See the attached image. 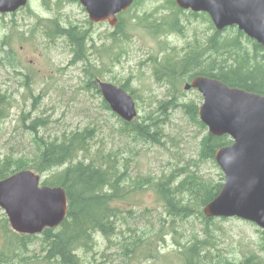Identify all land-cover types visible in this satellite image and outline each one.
Wrapping results in <instances>:
<instances>
[{
  "label": "rangeland",
  "instance_id": "1",
  "mask_svg": "<svg viewBox=\"0 0 264 264\" xmlns=\"http://www.w3.org/2000/svg\"><path fill=\"white\" fill-rule=\"evenodd\" d=\"M174 1L141 0L123 15L122 33L107 23H92L77 0H28L15 14H0V88L10 104L8 117L0 122V161L29 164L36 156V138L60 140L90 130L94 136L88 142L90 155L81 154L79 159L103 156L124 175V195L115 202L123 212L116 231L108 238L95 235L88 253L79 250L84 264H180V246L193 236L202 239L204 222L197 215L174 219L154 185L173 176L176 187L193 174L213 192L224 184L215 160L201 156L209 135L198 115L202 95L184 89L188 75L163 73L177 70L178 65H172L217 31L207 16L181 10L180 32L152 33L151 26L155 30L156 24L177 13ZM70 27L85 33L78 59L76 46L54 33ZM224 32L223 36L233 33L230 28ZM96 80L132 97L137 117L131 123L155 126L150 131L154 140L131 133L106 108ZM36 119L44 125H35L34 131ZM62 169L45 174L28 170L39 175L42 184ZM3 217L7 219L0 209V222ZM209 227L216 237L210 246L212 260L241 264L250 257L255 264H264L262 229L236 218H215ZM9 230L13 232L10 226ZM40 244L39 239L34 241L29 255L36 257L35 262L28 264H44Z\"/></svg>",
  "mask_w": 264,
  "mask_h": 264
},
{
  "label": "trees",
  "instance_id": "2",
  "mask_svg": "<svg viewBox=\"0 0 264 264\" xmlns=\"http://www.w3.org/2000/svg\"><path fill=\"white\" fill-rule=\"evenodd\" d=\"M73 1L76 2V0ZM139 2L141 0H137L132 7L138 5ZM171 5H173L172 1ZM175 9L177 13L168 17L163 23L156 24L155 30L151 26V32L157 34L180 32L181 27L177 14L181 13V10ZM128 11L118 16L116 33L125 31L123 30V15ZM200 15L207 16L203 13ZM230 30L233 31L231 36H223L226 30L215 32L205 45H193L184 58L172 65H178L177 70L174 71L172 67L163 73L167 76L178 74L181 78L188 75L190 80L197 76L210 77L229 87L264 96V51L262 47L247 38L237 28L233 27ZM54 33L67 37L76 46L75 59L82 57L84 33L74 27L56 29ZM248 44L252 45V49H248ZM9 107V99L0 88V122L8 117ZM106 108L109 110L108 105ZM124 124L131 133L137 134L142 139H153L150 138L153 137L150 131L155 126H143L134 122ZM35 125L43 126L44 122L36 119L32 126L34 131H36ZM200 125L205 128L204 124ZM93 137L92 131L84 130L71 133L60 140L45 141L43 138H36V156L29 164L20 160L16 164L8 159L0 161V180L28 169L37 174H45L53 169L64 167L61 171L46 178L41 185L63 188L68 200V211L64 222L56 229H45L39 235H20L11 232L8 220L3 217L0 222V264H14L16 261L22 264L34 263L36 257L30 256L29 252L37 239L41 243L42 263L84 264L79 250L84 253L92 250L94 237L97 234L108 238L115 233L117 222L123 213L115 206V202L124 195L121 186L124 182V175L114 164L108 163L103 156L95 155L96 158L90 161H86L87 158L79 159L81 154L90 155L88 142ZM231 143L228 136L211 137L208 135L203 141L201 156L214 160L215 152ZM172 179L173 176L154 185L169 215L181 220H188L197 215L204 222L205 228L202 239H199V236H193L187 244L180 246L177 252L180 264H230L227 260H212L210 246L211 242L214 245L216 237L210 232L209 225L214 222L215 218L208 219L200 211L217 196L221 186L217 192H213L207 184L198 180L195 174L185 178L176 187L173 186ZM146 184H140V187ZM182 194L190 195V198L182 197ZM241 264L255 263L249 257Z\"/></svg>",
  "mask_w": 264,
  "mask_h": 264
},
{
  "label": "water",
  "instance_id": "3",
  "mask_svg": "<svg viewBox=\"0 0 264 264\" xmlns=\"http://www.w3.org/2000/svg\"><path fill=\"white\" fill-rule=\"evenodd\" d=\"M95 24L115 28L118 16L137 0H77ZM183 11L206 14L217 32L237 28L264 51V0H175ZM28 0H0V14H14ZM110 110L125 123L137 117L134 100L122 88L98 83ZM186 91L203 97L199 119L211 137L228 136L232 143L219 148L214 160L224 174L217 196L203 207L208 219H240L264 231V96L229 87L204 76L192 78ZM40 176L24 170L0 180V209L10 228L20 235H39L65 220L68 200L61 187L42 186Z\"/></svg>",
  "mask_w": 264,
  "mask_h": 264
},
{
  "label": "flooded vegetation",
  "instance_id": "4",
  "mask_svg": "<svg viewBox=\"0 0 264 264\" xmlns=\"http://www.w3.org/2000/svg\"><path fill=\"white\" fill-rule=\"evenodd\" d=\"M24 9V8H23ZM22 10V9H21ZM20 11V10H19ZM18 12V11H17ZM15 14V13H14ZM95 24V23H94ZM101 24H103V23H101ZM71 28V27H70ZM75 29H77L78 31H79V29L78 28H76V27H74ZM79 32H81V31H79ZM82 33H84V32H82ZM85 34V33H84ZM84 39H85V37H84ZM72 44V43H71ZM73 46H74V44H72ZM97 81V80H96ZM102 82V81H101ZM99 83V80L97 81V84ZM185 86V85H184Z\"/></svg>",
  "mask_w": 264,
  "mask_h": 264
},
{
  "label": "bare ground",
  "instance_id": "5",
  "mask_svg": "<svg viewBox=\"0 0 264 264\" xmlns=\"http://www.w3.org/2000/svg\"><path fill=\"white\" fill-rule=\"evenodd\" d=\"M78 4H79V2H78ZM85 10V9H84ZM86 12V11H85ZM112 32H113V30H112Z\"/></svg>",
  "mask_w": 264,
  "mask_h": 264
}]
</instances>
